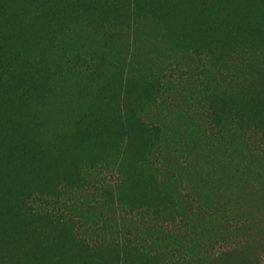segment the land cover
I'll return each instance as SVG.
<instances>
[{
    "label": "trees",
    "instance_id": "obj_1",
    "mask_svg": "<svg viewBox=\"0 0 264 264\" xmlns=\"http://www.w3.org/2000/svg\"><path fill=\"white\" fill-rule=\"evenodd\" d=\"M0 264H264V0H0Z\"/></svg>",
    "mask_w": 264,
    "mask_h": 264
}]
</instances>
